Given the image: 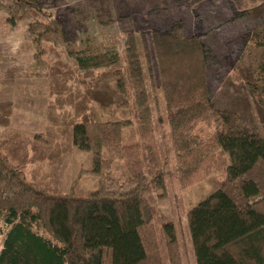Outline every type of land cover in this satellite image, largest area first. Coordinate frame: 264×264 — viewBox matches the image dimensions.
<instances>
[{
    "label": "trees",
    "instance_id": "16d2710c",
    "mask_svg": "<svg viewBox=\"0 0 264 264\" xmlns=\"http://www.w3.org/2000/svg\"><path fill=\"white\" fill-rule=\"evenodd\" d=\"M13 2L18 20L32 19L28 37L37 46L66 44L62 20H38L45 17L41 0ZM250 2L252 7L233 15L246 20L237 53L238 38L219 45V11L195 12L200 26L192 35L183 20L168 32L129 33L125 75L116 52L68 47L77 69L91 76L68 103L78 119L69 120L67 133L73 147L93 154L96 186L83 195L74 187L60 192L27 180L24 163L13 164L0 149V264H162L141 153L142 146L155 188L164 189L152 118L155 90L164 102L181 187L205 179L218 153L228 156L220 186L186 214L196 264H264V0ZM222 52L229 55L231 72L214 90L210 69L218 72ZM66 79L58 71L50 74L54 94ZM130 102L141 146L123 143ZM199 127L213 132L205 139ZM117 162L124 174L115 180L108 168ZM163 234L169 264H181L170 222Z\"/></svg>",
    "mask_w": 264,
    "mask_h": 264
},
{
    "label": "rangeland",
    "instance_id": "374dc122",
    "mask_svg": "<svg viewBox=\"0 0 264 264\" xmlns=\"http://www.w3.org/2000/svg\"><path fill=\"white\" fill-rule=\"evenodd\" d=\"M13 1L0 0V111L4 121L0 123V149L13 164L24 163L27 180H35L60 192L74 187L83 195L95 188L98 177L91 174L93 154L80 151L70 143L67 126L69 120L77 121L78 118L68 103L83 92L84 83H88L91 75L77 69L66 51L68 47L78 53L92 52L96 47L116 52L121 60L117 67L125 75L124 47L129 33L138 37L149 35L153 30L168 32L173 23L183 20L188 34L192 35L200 26L195 12L219 11L224 20L221 28L224 37L217 38L219 45L225 47L223 44L228 37L233 41L238 38L234 49L237 53L246 20H235L233 15L252 7L251 0H41L45 17L38 20H62L67 39L63 46L43 42L38 47L28 37L32 19L18 20ZM40 51L42 56L38 55ZM221 56L218 72L214 74V69H210L209 80L214 90L221 76L231 72L229 55L222 52ZM56 71L67 78L66 84L57 85L59 95L54 94L50 86V74ZM150 94L155 135L165 172L164 189H156L149 175L132 102L128 109L131 124L122 132L123 143L141 146L148 187L146 197L162 264H169L163 234V224L167 222L175 229L180 263L196 264L186 214L220 186L228 156L218 153L205 179L187 188L181 187L175 173V155L163 99L159 90ZM198 132L206 139L213 130L199 127ZM120 164L117 162L108 168L111 179L123 176ZM3 240L4 235L0 236V250Z\"/></svg>",
    "mask_w": 264,
    "mask_h": 264
}]
</instances>
